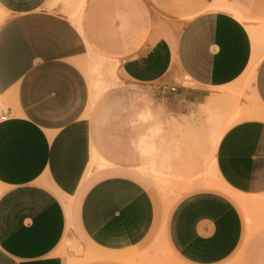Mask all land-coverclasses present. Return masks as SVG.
Wrapping results in <instances>:
<instances>
[{
  "label": "crops",
  "instance_id": "1",
  "mask_svg": "<svg viewBox=\"0 0 264 264\" xmlns=\"http://www.w3.org/2000/svg\"><path fill=\"white\" fill-rule=\"evenodd\" d=\"M53 1L0 0V264H141L160 234L181 264H264V215L250 223L230 196L197 189L165 209L137 175L92 172L111 163L91 150L82 69L95 56L166 86L158 99L175 110L208 103L264 54L245 27L264 25V0H86L76 21ZM250 76L257 107L222 134L212 165L264 203V55ZM93 152L107 165L90 168Z\"/></svg>",
  "mask_w": 264,
  "mask_h": 264
},
{
  "label": "rangeland",
  "instance_id": "2",
  "mask_svg": "<svg viewBox=\"0 0 264 264\" xmlns=\"http://www.w3.org/2000/svg\"><path fill=\"white\" fill-rule=\"evenodd\" d=\"M78 1L54 0L49 8L69 17ZM6 18L7 15L0 11V25ZM97 63L98 69H93ZM118 67L117 62H106L95 56H87L82 65L89 86L85 117L91 127V150L111 163L106 169L93 168L92 172L137 175L146 182L162 207L173 205L175 200L197 189L222 192L210 185L217 184L213 177V138L221 130L246 119L242 115L231 116L233 107H257L252 94L251 72L217 89L216 98L210 104L206 101L202 105L175 110L158 99L153 85L125 79ZM94 81L99 82L97 91L92 88ZM2 108L0 105V111ZM149 144L156 148L151 154L144 151ZM146 164H152L160 173L159 177L142 173L140 168ZM249 212L245 215L248 220L253 218L250 223L261 224V220H254L257 215L251 212L249 217ZM164 242L161 234L156 236L142 254L141 264H181ZM228 264H238V261L235 258Z\"/></svg>",
  "mask_w": 264,
  "mask_h": 264
},
{
  "label": "bare ground",
  "instance_id": "3",
  "mask_svg": "<svg viewBox=\"0 0 264 264\" xmlns=\"http://www.w3.org/2000/svg\"><path fill=\"white\" fill-rule=\"evenodd\" d=\"M86 0H80L78 1L77 5H76V8L75 10H73L72 13V18L73 20H78L80 14H81V11H82V8L85 4ZM218 4V3H217ZM221 4V2H220ZM74 5H72L73 7ZM215 10H224L228 13H230L231 15L235 16L238 20H240L242 23L246 22L245 19L242 18V16H239L236 12H234L231 8H229L226 4H221V5H218V6H215L214 7ZM248 22V21H247ZM253 23V22H252ZM255 23V22H254ZM251 24V23H250ZM258 24V23H257ZM261 24H264V23H261ZM245 25V24H244ZM245 27L248 29V31L250 32L252 38L254 41H256L259 37H262L264 38V25H261V26H252V25H248V23H246ZM264 54H257L255 55L254 54V57L252 59V61L250 62L247 70H246V73L248 72H251L253 71V69L257 66L258 62L260 61V59L263 57ZM110 66V65H109ZM98 63L97 64H94L93 65V69H98ZM114 70V69H113ZM98 87H99V82L98 81H94L92 83V88L94 91H97L98 90ZM92 96V95H91ZM215 99L212 98L209 100V102L207 104H210L211 102H213ZM253 110V109H252ZM231 113L233 117L237 116V115H242L241 117H248V116H251L253 114V112L251 111V109L249 110L248 108L246 109V106H242L241 108H235L233 107L231 109ZM252 113V114H251ZM256 114V113H255ZM226 130H221V132H218L215 136H214V140H213V145H214V148L217 144V142L219 141V139L221 138L222 134L225 132ZM154 147L152 145H147L146 146V149L144 150L147 154H150L154 151ZM92 165V166H91ZM91 165H90V168L93 167V166H97V168H100L102 166H105L107 165V162H105L103 159H101L100 157L97 156V154L95 152H93L92 154V157H91ZM141 172L145 173L146 175L149 174L151 176H158L160 175L159 172H157L156 168L153 167L152 164H150L149 166L148 165H145L143 166L142 168H140ZM213 173H214V178L217 182V184L213 183V184H210V185H214L212 187H217L220 189V191L222 190V192H224L226 195L230 196L236 203H238V205H240L241 207H243L244 211L247 212V211H250L251 212H254L258 217L260 215H264V203L257 199V198H246V197H243L241 194H238L236 192H233L231 191L229 188H227L224 184H222L220 182V180H218L216 178V169H215V166H214V162H213ZM156 180V179H155ZM159 181H164V180H161V178H158ZM209 185V184H208ZM163 190H166V189H163ZM169 205V204H166V206ZM168 208L165 207V209ZM250 212V213H251ZM166 214V213H165ZM248 216V215H247ZM255 217V215H254ZM251 218V217H250ZM249 223V222H248Z\"/></svg>",
  "mask_w": 264,
  "mask_h": 264
},
{
  "label": "built area",
  "instance_id": "4",
  "mask_svg": "<svg viewBox=\"0 0 264 264\" xmlns=\"http://www.w3.org/2000/svg\"><path fill=\"white\" fill-rule=\"evenodd\" d=\"M153 88H154V93H163L165 92V90H167L166 86H153ZM170 90L173 91L174 88H170Z\"/></svg>",
  "mask_w": 264,
  "mask_h": 264
}]
</instances>
